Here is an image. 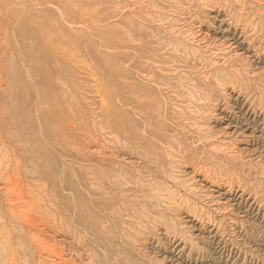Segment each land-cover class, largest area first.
Wrapping results in <instances>:
<instances>
[{"label":"rangeland","instance_id":"1","mask_svg":"<svg viewBox=\"0 0 264 264\" xmlns=\"http://www.w3.org/2000/svg\"><path fill=\"white\" fill-rule=\"evenodd\" d=\"M208 1L0 0V264L9 263L7 235L62 217L85 223L82 236L127 239L124 253L102 250L105 264L118 256L123 264H264V113L256 94L247 100L217 88L202 114L231 174L215 173L208 157L194 160L174 170L170 209L137 206V84L158 94L149 73L157 46L167 59L176 54L169 40L183 44L178 53L220 45L264 90V55L222 32V1ZM171 61L165 66L180 64ZM126 213L149 222L137 230Z\"/></svg>","mask_w":264,"mask_h":264},{"label":"bare ground","instance_id":"2","mask_svg":"<svg viewBox=\"0 0 264 264\" xmlns=\"http://www.w3.org/2000/svg\"><path fill=\"white\" fill-rule=\"evenodd\" d=\"M220 1L226 10L225 18L219 20L222 32L233 30L241 42L246 44V48L251 51L252 55H264V0ZM220 1L216 3L215 0H209L208 3L211 6H217ZM164 43L166 45L167 41ZM181 44L176 39L169 40L167 51H173L176 54L170 53L167 59L156 55L159 46L152 54L154 57L152 62L157 65L150 67L149 73L154 79L158 94H154L151 89H144V87L142 90L137 84V171L139 172L137 174V192L140 194L137 196V200H141L137 206H141L144 212L147 210L150 212L157 207L170 209L168 204H175V198L171 195L173 184L170 183L175 180L174 170L178 167L192 164L195 162L194 160L198 164L199 162L203 164L202 161L205 157V161H209L208 158L213 160L210 165L216 164V169L215 166L213 167L217 170L216 172L214 170L215 173L219 174L222 171L221 173L227 172L229 175L232 172L231 166L227 168V165L226 167L221 165L220 163L223 162H218L222 161L221 157H216L217 153L214 154L217 152L216 145L220 141L213 139L211 134L203 129L208 119L206 120V114H202L204 110L210 108L209 102L218 96L217 88L230 87L246 96L247 100L256 94V98H258L256 107L264 113V90L258 82L259 78L256 75L251 76V72L246 69L238 55L230 56L224 53L223 47L215 44H211L209 47L205 46L204 50L197 49L178 53L183 46ZM169 60H175L180 64H175L176 67L171 64L174 68H168L165 64ZM196 73L199 74L195 75ZM147 94L157 95L158 98H150ZM168 106L172 108L166 109ZM161 119H163V123L160 122ZM194 145H201L202 149H197V146ZM236 158L238 159V156ZM214 172L213 174H215ZM11 189L14 190V188ZM126 215L129 216L127 213ZM130 215L134 216L131 213ZM131 216L129 217L134 219L135 216ZM139 216L136 219L138 226H135L137 228L141 223L148 221V214L145 216L139 214ZM24 220L27 221V219ZM71 221L70 223V220L62 217L60 223L57 221L58 224L49 225V221H43L47 224L24 223L21 227V234H26L27 238L24 237V234L23 236L16 234L14 238L7 235L6 244L10 255L8 264H17L19 255L25 256V260L31 259L29 251L32 246L35 248L32 254L39 257L36 264H105L108 260L100 257L104 253L102 250L106 252L112 249L116 251L122 249V253L126 251L128 244L121 246L127 241L123 236L115 237L107 233H104L106 235H96L95 232L92 234L86 232L87 237H85L86 235L79 234L85 232L83 230L85 223L80 226L73 225V220ZM110 229L108 228L104 232ZM23 239L24 241H22ZM105 242L106 245H104ZM93 246H95L94 249ZM98 248H100V253L95 250ZM30 259L29 264H34ZM125 261L124 257L118 256L114 264H123ZM109 262L111 261L109 260Z\"/></svg>","mask_w":264,"mask_h":264}]
</instances>
